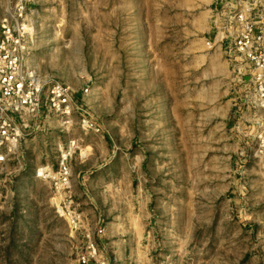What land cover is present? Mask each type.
<instances>
[{
    "label": "rangeland",
    "instance_id": "1",
    "mask_svg": "<svg viewBox=\"0 0 264 264\" xmlns=\"http://www.w3.org/2000/svg\"><path fill=\"white\" fill-rule=\"evenodd\" d=\"M16 1L0 0V26ZM215 2L28 0L30 65L76 108L0 165V264H81L86 232L36 177L65 153L106 264H264V161L235 130L230 62L207 46Z\"/></svg>",
    "mask_w": 264,
    "mask_h": 264
},
{
    "label": "built area",
    "instance_id": "2",
    "mask_svg": "<svg viewBox=\"0 0 264 264\" xmlns=\"http://www.w3.org/2000/svg\"><path fill=\"white\" fill-rule=\"evenodd\" d=\"M28 0H17L0 26V165L9 166L19 158L25 139L50 115L64 124L71 122L76 92L62 83H49L37 75L29 62L31 28ZM210 49L223 51L230 62L236 89L235 130L254 147L253 157L264 161V0H216L211 9ZM86 88L84 93H88ZM88 127L87 121H84ZM99 133L96 127H88ZM94 128V129H93ZM70 154H62L58 169L42 166L38 179L49 181L61 197L58 214L72 233L85 231L86 247L81 264H106L95 237L98 228H85L86 219L72 195Z\"/></svg>",
    "mask_w": 264,
    "mask_h": 264
},
{
    "label": "crops",
    "instance_id": "3",
    "mask_svg": "<svg viewBox=\"0 0 264 264\" xmlns=\"http://www.w3.org/2000/svg\"><path fill=\"white\" fill-rule=\"evenodd\" d=\"M41 130H42V128H41V126L40 127H37L36 129H35V131H33L26 139H25V141L23 142V144H22V150H23V152H24V154L26 155H28V153H30V150H36V148L34 147V145L36 144H38L37 142H38V139H39V136H37L38 134H39V132H41ZM28 138H32V140H28ZM233 150H234V148H233ZM26 151H28V152H26Z\"/></svg>",
    "mask_w": 264,
    "mask_h": 264
}]
</instances>
